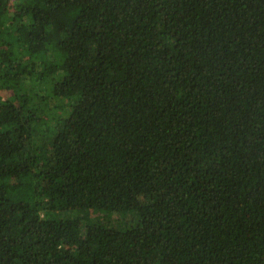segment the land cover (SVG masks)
I'll return each instance as SVG.
<instances>
[{
    "label": "trees",
    "instance_id": "16d2710c",
    "mask_svg": "<svg viewBox=\"0 0 264 264\" xmlns=\"http://www.w3.org/2000/svg\"><path fill=\"white\" fill-rule=\"evenodd\" d=\"M0 90V264H264V0H0Z\"/></svg>",
    "mask_w": 264,
    "mask_h": 264
},
{
    "label": "rangeland",
    "instance_id": "374dc122",
    "mask_svg": "<svg viewBox=\"0 0 264 264\" xmlns=\"http://www.w3.org/2000/svg\"><path fill=\"white\" fill-rule=\"evenodd\" d=\"M12 93L10 91H3L0 90V96L2 98H8L9 96H11ZM49 106V104H48ZM51 107V106H50ZM62 107L56 106V108L54 107L55 111H60ZM52 111L54 112L53 108H51ZM51 113V112H49ZM75 213L72 212L71 217L74 216ZM126 214L123 213H110L108 211H102V210H92L90 212V223H99L101 220L106 219V223L108 226L110 227H114V228H118V229H123L127 224L130 223V220H125L124 216ZM53 216L57 217V218H63L65 216V214H63L62 212H55L53 214ZM107 217H109L110 221H108L109 219H107ZM120 217V218H119Z\"/></svg>",
    "mask_w": 264,
    "mask_h": 264
}]
</instances>
